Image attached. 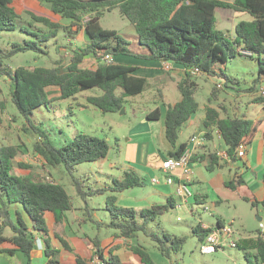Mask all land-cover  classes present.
I'll return each instance as SVG.
<instances>
[{
    "label": "trees",
    "instance_id": "obj_1",
    "mask_svg": "<svg viewBox=\"0 0 264 264\" xmlns=\"http://www.w3.org/2000/svg\"><path fill=\"white\" fill-rule=\"evenodd\" d=\"M49 8L52 17L29 12L31 22L28 26L21 25V15L14 6V0H0V32L21 30L33 39L23 44L14 42L9 51L0 49V75L10 81V98L17 111L26 120L24 128L36 134L38 141L34 144V153L40 156L46 165L52 168L62 166L72 175L71 183L76 194L85 202V211L91 214L87 198L100 194L104 190H112L114 195L107 198L106 210L111 215L109 229L118 231V237L134 239L136 233L143 232L159 243L162 254L169 256L170 250L179 252L186 243V237L165 235L171 247H166L164 240L148 231L150 222L177 206L175 198L170 197L166 204L154 205L151 208L137 211L118 205V195L127 190L142 187L144 182L134 172L125 173L122 180L114 179L113 186L106 189H89L76 177L73 172L77 165L97 162L107 157L110 146L106 139L79 133L73 140L57 147L51 141L46 131L39 125L33 124L31 117L34 111L51 102V89H59L60 100L75 99L80 94L94 89H100L101 94L89 96L88 103L102 112H119L124 108L130 97L142 95L150 89L151 83L147 78L135 75L136 67L131 64L102 60V55L117 57H134L140 60L161 61L173 63L184 69L186 77L177 82L181 100L167 108L165 116V138L176 149L182 127L199 111L196 94L199 85L194 81V71L209 77H222L225 84H239L237 79L230 78L220 65L237 57H257L259 78L253 82L248 92L256 90L260 79L264 78V0H234L233 3L223 0H108L95 3L92 0H36ZM118 9L133 26L139 42L146 47L147 53L137 54L127 48L129 42L119 35L116 30L105 29L100 20L105 12ZM217 9L233 10L236 13H248L251 21H241L235 26L234 38H229L223 31L217 29ZM67 19L70 25L63 26L56 19ZM36 23L42 25L37 27ZM30 28H33L31 30ZM66 30L75 36L81 31L87 34L88 42L85 47L73 51L67 71L61 73V67H18L10 69L6 62L16 54L33 51L47 54L44 45L56 39L60 31ZM88 57L97 60L95 68L84 67ZM222 88V85L216 87ZM215 94L213 93L212 96ZM255 103L264 108V96L257 97ZM206 107L205 127L207 137L218 130L227 146L228 159L237 162V149L241 143L249 144L251 138L264 126V120L254 121L244 116H229L227 111L218 106L221 111ZM226 117L221 118V113ZM149 121L161 119L160 109H155L147 115ZM187 150L186 144H181L176 150L170 151L168 157L180 158ZM18 155L15 147L0 148V256L14 257L17 251L22 252L33 264L32 252L35 249L39 234L45 242V256L49 264H61L60 251L52 243L46 214L55 217V234L62 247L73 252L66 239L60 234L66 214L73 210V198L61 183L40 179L31 172L25 175L13 173V160ZM220 158L212 155L209 171H214L219 165ZM264 183V175H263ZM242 179L227 182L226 186L233 190ZM249 202L250 199H245ZM254 207H264L262 201H252ZM20 204L32 223V231L23 220L20 212L14 219L11 208ZM140 219V220H139ZM90 220L98 227L101 223ZM218 225H224L218 220ZM9 229L10 236L5 235ZM213 227L203 228L198 225L193 228L194 234L203 241ZM9 244L10 247H6ZM237 247L245 252L248 264H264V238L261 233L256 239L248 238L238 242ZM255 250V253L251 252ZM134 253L143 264H153L150 255L141 247ZM107 264H122L120 258L110 250L109 259L98 246L95 251ZM78 264H86L77 256Z\"/></svg>",
    "mask_w": 264,
    "mask_h": 264
},
{
    "label": "rangeland",
    "instance_id": "obj_2",
    "mask_svg": "<svg viewBox=\"0 0 264 264\" xmlns=\"http://www.w3.org/2000/svg\"><path fill=\"white\" fill-rule=\"evenodd\" d=\"M15 5L21 15V25L28 26L31 22L30 11L40 15L52 16L49 8L36 0H15ZM216 17L217 29L223 31L229 38H234L235 26L239 22L253 19L248 13H236L233 10L225 9H217ZM56 20L63 26L70 25V21L67 19L57 18ZM100 23L103 28L116 30L119 35L127 39L129 42L127 48L134 53H147L146 47L140 44L133 26L128 19L120 14L118 9L112 12L106 11ZM36 25L42 27L38 23ZM30 29L33 30V28ZM31 39H33L32 36L21 30L0 32V49L9 51L14 42L23 44L24 41ZM87 41L88 37L85 32L72 36L68 34V31L62 30L56 39L44 45L47 54L33 51L18 53L11 60H8L6 65L13 70L18 67L51 68L59 65L61 67L60 72L64 73L67 71L73 51L85 47ZM71 43H74V45ZM117 59V62L124 64L137 62V58L134 57H117ZM96 65L97 60L91 57H88L84 63V67L89 68H95ZM220 68L230 78L237 79L239 84L226 85L225 80L220 76L209 77L204 74H195L194 81L199 85L196 94V100L201 107L199 115L204 114L203 108L209 104L210 97H212L215 105L224 108L227 115L231 117L246 112L253 120L264 114L263 106L255 103L257 97L264 96V93H261L264 89L263 83L258 85L255 91L248 92L249 88L253 87V81L259 78L257 57L237 56L220 65ZM167 76L169 79L166 78L164 81L157 83L156 88L150 90L146 95L128 98L124 108L119 112L105 113L88 103L87 98L100 95V89L80 93L75 99L67 100H60L59 89H51L52 95L50 98L52 99L49 106H43L35 110L31 120L33 124L39 125L46 131L57 147L70 142L79 133L106 139L110 150L105 164L101 167L98 162L83 163L77 165L73 172L74 177L79 179L87 190L106 189L107 185L113 186L112 180L121 175L122 168L131 166L138 172L140 171L139 161L144 158L147 139L146 137H137L136 134L144 133L152 125L156 133L155 144L161 149L163 148L164 145L159 138L160 124L155 121H148L147 114L156 108H161L164 111L167 108L166 103L174 102L175 97L177 99L181 98L176 84L170 80L172 77ZM217 85H222V88L220 86L216 87ZM10 87V81L0 75V148L15 147L18 150V155L13 160V173L25 175L31 172L40 179L61 183L73 198L74 204L82 203V206H84L82 198L76 194V189L71 183L72 175L62 166L58 168L49 167L40 156L34 153V144L38 141V137L31 130L30 132L25 131L24 124L26 120L21 117L11 101ZM213 93L214 96H212ZM166 97H169L168 101H166ZM184 137H188V134ZM112 164L115 166L113 169L110 168ZM231 171L232 178L236 172H240L236 168H232ZM227 172L229 173V170ZM161 173L149 170L141 173L146 178L144 187L126 191L124 197L130 200L121 203V205L118 203V205L126 208H136L138 204L147 201L146 208H151L154 205L166 204L167 199L155 196L157 188L152 183L155 177L165 180V175ZM225 174L227 178L228 174ZM208 175H213V172L208 173ZM262 176L261 173L260 178ZM249 177H251L250 174H244L245 179ZM196 190L202 192L200 189ZM114 194L112 190L108 189L100 194L88 197L86 200L88 205L97 213V220L102 221L105 225L110 224L112 220L110 213L106 210L107 198ZM245 194V189H239L238 184L236 191L226 186L219 191L221 200L218 203H213L214 199L211 197L205 204H195L194 200L187 205L178 203L176 207L171 208L168 212L150 222L148 225L149 233L161 240H166L165 235L178 238L186 237V243L181 250L175 252L171 249L169 256L162 254L159 243L143 232L136 233L134 239H125L118 237V231L114 229L107 230L106 227L105 230L101 231V237L104 238L113 234V247L110 250L113 255L117 256L116 254H118L120 256L117 257L120 258L122 264H131L128 257L132 254L136 255L133 250L137 247L147 251L153 264H248L245 252L238 247L229 246L225 250H219L214 254H203L201 251L202 241L193 232V228L200 224L217 226L218 220H220L226 225H232V229L242 240L256 239L260 233L257 216H263L260 213L264 211V207H254L252 203L244 199ZM203 205H207L210 212L204 213L201 210ZM137 208L141 207L137 206ZM88 220L91 221L90 218ZM91 223L93 222L91 221ZM95 229L96 231L99 230L97 225ZM165 243L166 247H171L169 241H165ZM110 250L108 251L110 252ZM251 252L255 253V250L251 249Z\"/></svg>",
    "mask_w": 264,
    "mask_h": 264
},
{
    "label": "crops",
    "instance_id": "obj_3",
    "mask_svg": "<svg viewBox=\"0 0 264 264\" xmlns=\"http://www.w3.org/2000/svg\"><path fill=\"white\" fill-rule=\"evenodd\" d=\"M223 1L230 3L234 2V0H223ZM14 6L17 9L15 5V0H14ZM51 15L52 16H48V17L53 18L54 17L53 14ZM71 44L74 45V43ZM117 60H118L117 58H114V62ZM130 63H133L131 65L135 66L137 69L135 72L136 76L147 78L151 83L150 89L144 92L142 94L143 96L149 93L150 90L156 88L155 86H157V83L162 82L166 78H168L167 75H170V78L172 77L170 80L173 83H175L176 86H177L176 82L186 77L184 69L180 66H175L172 72H165L163 69L165 62L137 59V62H130ZM260 80H261L260 85L263 83L262 85L264 86L263 76L261 77ZM168 98L169 97H166V101H168ZM174 99H175L173 100L174 102L166 103L167 108L170 105H175L181 100V98L177 99L176 97ZM207 106H209V104L203 108L204 110L203 115H199V112L201 110V107H199V111L196 114H194L191 117V119L182 127L180 132V139L177 145L178 148L181 144H186L187 150L191 153L190 165L194 169V176H192L191 178L190 185H191V190L195 194V197L188 199L185 202H182L181 199L176 194L177 186L175 184L168 185L166 182H164L165 181L164 179L162 180L157 177L153 178V179H158L160 181V183L155 184L157 188L156 190L157 193L155 196L160 198H165L167 200L170 197H173L176 199L177 204L183 203L187 205L190 203V201L193 200L195 204H205L207 203L208 199H210V197L214 199L213 203H218L221 200V197L219 196V191L223 190V188L226 187L227 182L239 178L242 179V184L239 186V189H245L246 191V194L243 196L244 199H250L251 202L262 201L264 198V183H263V176L262 178H260V175L261 173L264 175V126L260 129V131H257L255 135L251 138V142L247 145L246 156L244 158H238L237 162H233L223 157V154L227 153L228 148L225 145L224 140L220 136L217 129L212 132V135L210 137L206 136L208 133V129L205 127ZM211 107L221 111L220 108L214 103L211 105ZM167 108L164 111L161 108H158L160 109L161 112V119L155 121L160 124L159 138L161 139L164 145L163 148L161 149L159 146H156L155 144L154 138L156 137V133L153 130L152 125L148 127V129L144 131V133L136 134L135 136L137 137L139 136L146 137L147 139V143L145 145L146 150L143 156L144 158L139 161V165L142 170L140 169V171L138 172L135 168L131 166H126L125 168H122L121 175L117 176L116 178H113V180L114 179L122 180L123 178H125V173L134 172L144 182L142 186L144 187L146 178L145 175H142L141 173H145L148 170L151 172L159 171L161 173L160 168L162 162L168 157V153L170 151L177 149V148L176 149L172 148V146L167 142L165 138V116H166ZM244 115L248 119H251L250 115L246 112L244 113L241 112V115L239 116H244ZM220 116L221 118H224L226 117V114L222 112ZM253 120L254 121L264 120V114H262L259 117H256ZM186 134H188V137H184ZM193 138H197L198 140L192 142ZM212 155H217L220 158L219 161L220 165L214 171H212L213 175H208V173L211 172L208 170V166H210V164L212 163ZM106 160L107 157L104 159H100L97 162L102 167V165L105 164ZM114 167L115 166L112 164L110 168L113 169ZM232 168H236L240 170V172L235 173L233 178L231 177ZM228 170L229 173L227 172ZM225 173L228 174L227 178ZM246 173L250 174L251 177L245 179L244 174ZM178 174L179 171L176 172V175ZM106 187L109 188L110 186L107 185ZM196 189H200L202 192ZM125 192L120 193L118 195V203L120 205L121 203L130 200L124 197ZM83 203L84 206H82V203L74 204L73 202V210L69 211L66 214L63 225L58 229L60 234L68 242L69 246L73 249V252L66 251L62 247L60 241L54 237L56 231L55 228L56 221L54 215L52 213H47L45 216L47 226L49 228L50 235L52 238V243L54 247L60 251L61 264H78L77 256L80 257L82 260H84L86 264H89L93 258L95 251H97L98 246L100 247V249L104 251L106 259L110 258V255L108 254L109 252L108 250L112 249L113 247V234L109 236H105L104 238L101 237V231L105 230V228L107 227L106 225L108 224L105 225L102 221L101 222L98 221L97 213L90 206L89 209L91 211V214H89V211L86 212L85 202L83 201ZM146 205H148L147 201H145V203L143 202V204H138L137 206L141 208H137L136 206L135 209H138L137 211H141L142 209H146ZM17 212L21 213L23 220L26 222L27 226L32 231V223L26 212L22 209V206L20 204H15L11 208V213L14 219H17ZM263 214L264 211L260 213V215ZM90 217H92L95 221L100 222L102 224L101 227H98L99 228L98 231H96L95 229L96 225L94 226L93 225L94 223H91V221L88 220ZM258 218L260 219L261 216H257V219ZM221 222L225 224L223 221ZM202 227L209 228L215 226H209L207 224H203ZM106 229L109 230V228ZM34 234L37 239V243L34 251L32 252L33 264H49V260L45 256V242L43 241V239L39 234L35 232ZM5 235L10 236L12 235V233L9 229H6ZM6 247H10V245L6 244ZM116 255L119 256L118 254ZM128 259L131 261V264L141 263L137 255L132 254L128 257ZM128 261L127 263H129ZM0 264H28V259L22 252L17 251L14 257H9L8 255H1ZM104 264L107 263L104 262Z\"/></svg>",
    "mask_w": 264,
    "mask_h": 264
},
{
    "label": "built area",
    "instance_id": "obj_4",
    "mask_svg": "<svg viewBox=\"0 0 264 264\" xmlns=\"http://www.w3.org/2000/svg\"><path fill=\"white\" fill-rule=\"evenodd\" d=\"M102 55V60L108 64L114 62L113 56ZM175 65L173 63H164L165 71H173ZM194 74L198 73V70H193ZM261 93H264L262 89ZM197 138H193L192 142L197 141ZM247 144L241 143L237 149L238 158H244L246 156ZM223 157L228 159L227 153L223 154ZM191 162V153L186 150L182 157L176 159L173 157H167L161 165V171L165 175V182L168 185H176L177 190L176 194L181 199L182 202L187 201L188 199L194 198L195 194L191 190V178L194 176V169L190 165ZM179 171V174L176 175V172ZM154 184L160 183L158 179H153ZM201 210L204 213L210 212V208L207 205H203ZM193 212V211H192ZM232 225H222L215 226L214 231L211 232L203 241L201 246V251L203 254H214L219 250H225L230 247H237L238 242L242 238L238 237L231 227ZM206 229V228H205ZM259 230L264 238V214L259 221ZM89 264H104V261L100 258L97 253H94L93 258ZM237 264V263H235Z\"/></svg>",
    "mask_w": 264,
    "mask_h": 264
},
{
    "label": "water",
    "instance_id": "obj_5",
    "mask_svg": "<svg viewBox=\"0 0 264 264\" xmlns=\"http://www.w3.org/2000/svg\"><path fill=\"white\" fill-rule=\"evenodd\" d=\"M93 2L95 3H98V2H105V1H108V0H92ZM258 221H260V219L258 218Z\"/></svg>",
    "mask_w": 264,
    "mask_h": 264
}]
</instances>
